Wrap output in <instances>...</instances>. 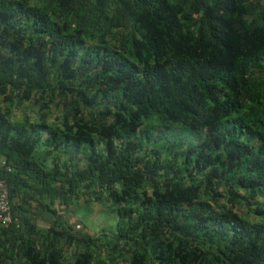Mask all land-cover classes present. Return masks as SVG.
Instances as JSON below:
<instances>
[{
	"label": "trees",
	"instance_id": "trees-1",
	"mask_svg": "<svg viewBox=\"0 0 264 264\" xmlns=\"http://www.w3.org/2000/svg\"><path fill=\"white\" fill-rule=\"evenodd\" d=\"M0 160V264H264V0H0Z\"/></svg>",
	"mask_w": 264,
	"mask_h": 264
},
{
	"label": "rangeland",
	"instance_id": "rangeland-1",
	"mask_svg": "<svg viewBox=\"0 0 264 264\" xmlns=\"http://www.w3.org/2000/svg\"><path fill=\"white\" fill-rule=\"evenodd\" d=\"M100 200L98 202L81 201L80 209L71 218V223L82 233L94 234L101 229H114L116 216L108 208V201L104 199L105 191L99 190Z\"/></svg>",
	"mask_w": 264,
	"mask_h": 264
},
{
	"label": "built area",
	"instance_id": "built-area-1",
	"mask_svg": "<svg viewBox=\"0 0 264 264\" xmlns=\"http://www.w3.org/2000/svg\"><path fill=\"white\" fill-rule=\"evenodd\" d=\"M0 168H5L7 171H10V168L4 160H0ZM12 223H17V219L13 218L11 213L7 183L5 180L0 179V224L8 226ZM66 223L72 224L71 219L67 218Z\"/></svg>",
	"mask_w": 264,
	"mask_h": 264
}]
</instances>
